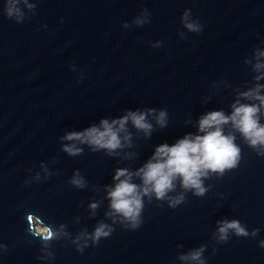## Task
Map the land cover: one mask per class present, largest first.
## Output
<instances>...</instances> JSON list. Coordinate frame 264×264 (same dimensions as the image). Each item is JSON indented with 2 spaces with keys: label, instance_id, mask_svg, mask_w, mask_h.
Instances as JSON below:
<instances>
[{
  "label": "water",
  "instance_id": "water-1",
  "mask_svg": "<svg viewBox=\"0 0 264 264\" xmlns=\"http://www.w3.org/2000/svg\"><path fill=\"white\" fill-rule=\"evenodd\" d=\"M4 3L0 264H200L190 253L201 248L204 264H264V154L231 123L223 131L235 135L238 166L202 177L203 195L185 191L179 179L168 196L182 194L184 201L174 208L167 198L144 195L136 230L106 215L116 170L135 173L158 145L203 135L199 119L206 113L230 115L237 101L256 104L264 124V106L241 95L264 86V68H255L264 63V0H28L32 8L20 5L23 23L6 17ZM185 13L201 31L185 27ZM162 110L164 127L156 120ZM130 111L146 114L151 133L129 120L112 155L63 139ZM65 145L82 151L69 155ZM77 172L85 188L69 182ZM132 182L142 185L136 175ZM28 216L59 231V238L44 247L29 233ZM232 220L249 235L230 229L220 241L221 223ZM101 222L114 231L94 244L85 233Z\"/></svg>",
  "mask_w": 264,
  "mask_h": 264
},
{
  "label": "clouds",
  "instance_id": "clouds-1",
  "mask_svg": "<svg viewBox=\"0 0 264 264\" xmlns=\"http://www.w3.org/2000/svg\"><path fill=\"white\" fill-rule=\"evenodd\" d=\"M21 4L32 8L28 0H5L3 12L9 19H14L17 23H23L25 13ZM187 13H185V27L192 32L201 31L200 25L196 22H187ZM143 23L142 21H138ZM264 56V52L259 53ZM257 70L264 68V63L257 62ZM264 75V74H262ZM257 80L260 76L256 77ZM262 85H257L248 92L241 93L242 96L252 100H259L260 105L264 106V96L260 95ZM230 115H225L222 110H214L201 116L199 119V131L203 135L186 134L175 144L169 145L162 143L156 147L152 159H149L143 167L135 173L129 172L126 168L116 170L114 180L118 181L114 187L108 188L107 195L110 198V212L106 215L118 216L120 223L128 229L136 230L143 223V200L144 195L151 199L152 194L159 200L168 199L171 207L184 201L181 194L176 197H169L168 193L176 187V181L179 179L182 188L194 190L196 195H203L206 189L203 186L202 177H207L210 172L224 174L226 169H233L238 166L241 149L237 146L235 135L232 132L225 134L223 126L231 123L232 127L242 134L245 141L258 154H264V124L259 122L258 112L260 108L256 104H244L237 101L232 105ZM149 111H155L150 109ZM167 113L160 111L156 117L157 123L166 126ZM131 120L132 124L138 130H143L146 135H150L152 125L147 121L144 112H128L120 119H114L111 123L107 119L100 121V127L95 125L86 128L82 132H69L63 139L72 141L77 140L81 143H87L93 146V151L106 149L109 155L114 154V150L121 148V132H126V123ZM114 125L116 127H114ZM128 135L124 139L128 140ZM69 155H77L82 150L75 145H65L64 149ZM133 175L141 178L142 185L132 182ZM123 177V179H121ZM77 188H85L87 181L79 174L74 175L69 181ZM96 209L98 205H90ZM30 221L29 233L43 242L44 247H49L51 242L58 239L60 232L54 230L51 226L37 217L28 216ZM63 228V225L61 226ZM233 230L237 236L247 237L249 235L245 227L239 221H224L219 227V239L222 242L227 241L228 231ZM114 231L109 225L101 222L91 234L85 233L94 244H99L101 238H107ZM258 229L253 230L252 235H256ZM79 240V237L76 238ZM264 246V241L261 242ZM0 245V248H3ZM83 251L82 248L78 249ZM203 248L190 253L192 260L200 261ZM51 255V254H50ZM189 257H181L188 259Z\"/></svg>",
  "mask_w": 264,
  "mask_h": 264
}]
</instances>
